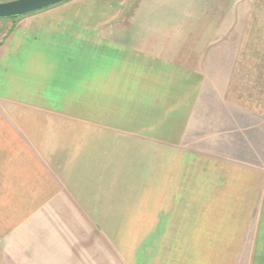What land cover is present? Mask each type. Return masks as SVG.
Masks as SVG:
<instances>
[{
  "label": "crops",
  "instance_id": "1",
  "mask_svg": "<svg viewBox=\"0 0 264 264\" xmlns=\"http://www.w3.org/2000/svg\"><path fill=\"white\" fill-rule=\"evenodd\" d=\"M225 7L68 0L0 20L11 22L0 24V264H98V242L84 240L98 212L88 203L131 138L184 161L167 171L175 206L151 211L170 217L169 264H264V70L219 64L210 75L211 57L231 52ZM199 125L207 147L184 150Z\"/></svg>",
  "mask_w": 264,
  "mask_h": 264
},
{
  "label": "rangeland",
  "instance_id": "2",
  "mask_svg": "<svg viewBox=\"0 0 264 264\" xmlns=\"http://www.w3.org/2000/svg\"><path fill=\"white\" fill-rule=\"evenodd\" d=\"M9 1L12 0H0V3ZM226 3V23L223 27L226 39L224 41L227 47L226 53L229 49L231 52L224 57L226 59L224 61L221 56L219 60H216V56L211 57L210 69L214 72H210V75L216 78L218 66L221 64L222 67L228 66L231 72L234 71L233 73H245V75H248L245 69L258 70L256 74H252L253 77H258L261 69L264 70V0H226ZM10 23L9 21L0 23L1 31L4 32ZM203 54L206 55V53ZM199 129L200 125L187 130V135L181 143L184 150L201 152L207 147L201 142L205 137H202V131ZM125 139L129 138L125 137ZM131 139L128 153L125 149L115 147L113 175L108 176L106 178L108 181L101 185L103 192L102 190L97 192L94 202L88 203L89 205L92 203L91 207L97 208L98 212L95 216H86L92 225L91 233L84 240L90 238L98 242V264H138L139 255H142V261H145L144 253H146L148 264L154 261V252L156 256L157 252L158 255L166 253L175 237L173 228L168 225L170 217L153 215L151 211L159 208L169 209L172 204L175 206V200L171 199V190L176 185L170 182V173L168 174L167 171L170 170L169 167L176 165L175 162L183 161V158L177 153L176 156L174 153L171 156L169 151L167 154L164 152L156 157L157 153L148 139L145 146ZM206 139H209L210 145L215 148L218 146L231 151L233 149V146H227L225 136H209ZM238 151L244 158H249V152L245 148L240 147ZM159 162L162 163V173L166 172L164 177L166 179L157 184L158 170L155 169V165H159ZM137 163L144 164L145 167L138 168ZM144 170L143 176L141 173H144ZM196 178L200 181V172ZM78 206L82 209L88 208L84 203ZM51 207L60 208V205L58 202H53ZM140 208L146 211L143 215H139ZM156 262L155 264H169L170 256L162 255V258L157 256Z\"/></svg>",
  "mask_w": 264,
  "mask_h": 264
},
{
  "label": "water",
  "instance_id": "3",
  "mask_svg": "<svg viewBox=\"0 0 264 264\" xmlns=\"http://www.w3.org/2000/svg\"><path fill=\"white\" fill-rule=\"evenodd\" d=\"M68 0H12L0 3V20L17 19L43 11Z\"/></svg>",
  "mask_w": 264,
  "mask_h": 264
}]
</instances>
